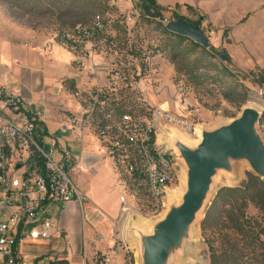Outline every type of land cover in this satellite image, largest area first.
I'll return each mask as SVG.
<instances>
[{"label": "rangeland", "instance_id": "rangeland-1", "mask_svg": "<svg viewBox=\"0 0 264 264\" xmlns=\"http://www.w3.org/2000/svg\"><path fill=\"white\" fill-rule=\"evenodd\" d=\"M173 1L175 4L167 2L162 6L155 0L159 17L153 18L145 13L140 0H0V43L10 42L34 49L50 60L56 47L71 53L60 40L65 35L68 41L80 47L74 54L84 57L86 68L100 60L105 69H116L127 78L111 97L121 113L140 119L160 109L170 116V122L159 126L155 141L158 149L162 145L170 151L174 180L171 179L161 194H155L158 204L152 199L141 164L133 178L123 176V162L110 158L118 169L102 156L91 127L85 133L81 152L70 136L57 138L68 151L71 150V155L79 158L78 170L72 171L69 179L84 200L81 206L75 198L63 211L52 213L53 223L57 224L63 217L70 222V231L41 243L22 245L26 264L68 259L77 242L75 236L80 232L81 211L90 210L94 205L107 216L117 217L120 195L131 209L121 217L125 229L127 225L138 224L151 230L153 223L164 217L170 207L181 204L186 188V169L171 145L172 140L194 149L204 133L220 129L250 107L260 113L256 131L264 144V0H223L219 11L212 6L202 9L197 0H191L190 5ZM67 7L83 9L90 15L83 23L71 27L69 24L75 18L71 14H60ZM226 9L228 13L222 12ZM95 16H100L104 23L99 33L92 31ZM177 19L199 26L210 47H197L188 39L166 32V23ZM80 25L91 32L88 41L74 35L73 29ZM106 37L111 39L107 55L103 53L108 48ZM256 46L263 49L258 56L254 54ZM152 48L159 51L157 57H153L159 76L150 81L142 70L146 63L142 53L144 50L151 52ZM8 49L6 54L9 55ZM240 60H245L249 66L237 69ZM19 76L18 69L5 75L3 80L9 90L20 87ZM102 117L103 114H96L94 120ZM182 122H187V126ZM249 174L253 175L245 161L231 164L229 172L217 171L203 209L191 226V241L176 264H210L209 242L222 249L233 242L245 250L241 264H263L264 215L252 205L244 211L248 227L244 235H238L232 228L201 230L205 213L217 192L222 188H241ZM128 228L124 263L136 264L134 241ZM122 241L118 242L120 247L124 246Z\"/></svg>", "mask_w": 264, "mask_h": 264}, {"label": "built area", "instance_id": "built-area-1", "mask_svg": "<svg viewBox=\"0 0 264 264\" xmlns=\"http://www.w3.org/2000/svg\"><path fill=\"white\" fill-rule=\"evenodd\" d=\"M92 22V31L101 32L102 18L95 16ZM73 33L84 41L91 35L84 27H76ZM105 39L108 48L103 53L107 55L111 39ZM60 40L73 53L80 48L65 35ZM158 54L155 48L142 53L146 62L142 70L150 81L159 76L153 63ZM79 55L74 61L78 67L83 65V57ZM126 80L118 70L107 69L103 86L73 92L80 103L81 119H70L61 125L60 132L64 135L75 132L76 127L85 128L95 114H103L107 122L97 127L96 134L105 156L110 159V154H117V162H123L122 175L128 178L138 173L140 163L155 200L156 186L164 179L174 180V169L167 147L160 145L163 158H155L149 150V139L158 135L161 123L170 122V116L160 109L140 119L121 113L111 97ZM30 106V102L12 96L0 81V264H23L21 243L48 239L54 231L51 210H60L67 202L81 198L69 179L75 160L48 134L40 117L43 111L32 113ZM181 124L187 126V122ZM121 210L126 212V207Z\"/></svg>", "mask_w": 264, "mask_h": 264}, {"label": "crops", "instance_id": "crops-1", "mask_svg": "<svg viewBox=\"0 0 264 264\" xmlns=\"http://www.w3.org/2000/svg\"><path fill=\"white\" fill-rule=\"evenodd\" d=\"M159 1L162 6H166L167 2L174 3L173 0ZM197 2L204 10L209 6H212L215 11H219V7H223V0H197ZM180 3L183 5H190L192 1L180 0ZM222 12L228 13V10H222ZM7 47L10 48V50L8 49L10 53L9 55L6 54ZM52 53L53 56L50 58V63V60H47L44 54L34 49H27L22 45H14L10 42H1L0 81L6 87L3 80L5 75L13 69L20 70V87L14 91L9 90L7 87L6 89L12 96H18L24 101L30 102V108L32 107V110L30 109V111L32 113H36L39 110L43 111V114L40 117L48 134L54 137L61 147H63L64 150L75 160V165L69 172L70 174L72 171L78 170L79 158L71 155V150L68 151L66 147L58 141L57 138L63 136L60 132L61 125L68 123L72 118H77L78 120L81 119L80 103L73 97V92L76 90L91 89L95 86H103L107 75V68L105 69V67H103V63L100 60H97L96 63L94 62L95 64H92L90 67L87 65L86 68V60L84 57L82 59L83 65L78 67L74 63L78 56L72 51L71 53H66L56 47ZM260 53H263V49L256 46L254 48V54H257L258 56ZM262 63L264 64V61H262ZM248 66L249 65L245 60H240L238 65H236V68L242 69ZM91 73H94V75H90ZM94 118L85 128L76 127L75 132H69L64 135L70 136L69 138L73 139L75 143H78L81 152L85 133L87 129L91 127L95 133L94 138L97 140L98 146L101 148L102 156L108 160L109 158L105 156L101 140L96 134L97 127L106 124L107 117L103 115L102 118H99L96 121ZM110 164L118 168V165L112 160H110ZM169 189L170 187H168V190ZM121 199H123V196L120 195V212L117 217L107 216L100 207L94 205H92L90 210H82L80 213L81 227L80 224H78L80 232L75 236L77 242L72 246L69 258H65V260L61 261H49L45 264H125V251L128 248H123L125 247V241L126 243L128 242L126 235V229L128 227V232L131 234L130 237L132 241H134V249L137 258L136 264H141L139 241L135 235V229L139 227V225H127L128 227L125 229L124 224L121 222V217H125L128 211L131 212V209L125 201L122 203ZM83 200L84 199L81 197L79 201L81 206ZM66 204H68V202ZM66 204H64L60 210L53 208L51 210V215L53 212L59 213L63 211ZM122 207H126V212H122ZM161 219H163V217ZM53 224L54 231L48 239L53 238L56 234H65L68 232L67 230L70 231L71 229V227L69 228L70 222L68 223L67 219L64 221L63 217H60L57 224ZM151 228L152 226L150 229ZM144 230L147 233H151V230L145 228ZM46 240H25L21 243L20 251L23 257V264H26V256L21 250L22 245L24 243H41ZM121 240L124 241V246L122 247L118 245L121 243ZM183 256L184 254H175L169 264H176L177 259ZM43 262L44 261L39 263L34 262L33 264H43Z\"/></svg>", "mask_w": 264, "mask_h": 264}, {"label": "water", "instance_id": "water-1", "mask_svg": "<svg viewBox=\"0 0 264 264\" xmlns=\"http://www.w3.org/2000/svg\"><path fill=\"white\" fill-rule=\"evenodd\" d=\"M165 30L202 48L210 47L204 32L183 19L167 22ZM259 120L260 113L249 107L227 125L204 133L194 149L172 140L186 169V188L181 204L170 207L152 225L151 233L135 229L141 264H169L175 254L184 253L191 241V226L203 209L217 171L229 172L231 164L245 161L253 175L264 181V144L256 131Z\"/></svg>", "mask_w": 264, "mask_h": 264}, {"label": "trees", "instance_id": "trees-1", "mask_svg": "<svg viewBox=\"0 0 264 264\" xmlns=\"http://www.w3.org/2000/svg\"><path fill=\"white\" fill-rule=\"evenodd\" d=\"M140 1L146 14L153 18L159 17L157 12L158 5L155 0ZM151 10H154V12L151 13ZM60 14H71L75 18V21L69 24L71 27L83 23V20L90 15L83 9H71L69 7L65 8ZM79 27H82V25ZM248 205H252L264 215V181L251 174L248 175L241 188H222L217 192L201 223L202 232L212 229L221 231L225 228H232L238 235H244L248 231L247 218L244 216V211ZM208 252L210 264H241L242 258L245 256L244 248H239L233 242L232 244L228 242V246L223 249L215 248L209 242ZM262 253L264 264V247Z\"/></svg>", "mask_w": 264, "mask_h": 264}, {"label": "bare ground", "instance_id": "bare-ground-1", "mask_svg": "<svg viewBox=\"0 0 264 264\" xmlns=\"http://www.w3.org/2000/svg\"><path fill=\"white\" fill-rule=\"evenodd\" d=\"M156 136L157 135H152V138L149 139V150H150V152H152V155L155 158H163V151H161L160 149L157 148V143L155 141ZM152 139H153V142H152ZM185 141L187 142L188 140H185ZM194 141H196V140H194ZM159 147H160V145H159ZM110 158L111 159H114V158L117 159V154H110ZM170 183H171V179H164V181L162 183H159L158 186H156L155 194L156 195L159 193L161 194L165 190L166 185H168ZM141 222L144 223L145 221L141 220Z\"/></svg>", "mask_w": 264, "mask_h": 264}]
</instances>
